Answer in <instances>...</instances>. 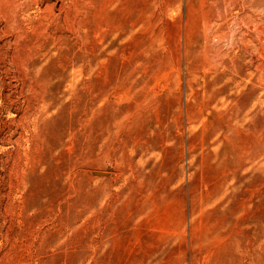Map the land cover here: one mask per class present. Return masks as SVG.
<instances>
[{"label":"rangeland","instance_id":"rangeland-1","mask_svg":"<svg viewBox=\"0 0 264 264\" xmlns=\"http://www.w3.org/2000/svg\"><path fill=\"white\" fill-rule=\"evenodd\" d=\"M0 264H264V0H0Z\"/></svg>","mask_w":264,"mask_h":264}]
</instances>
